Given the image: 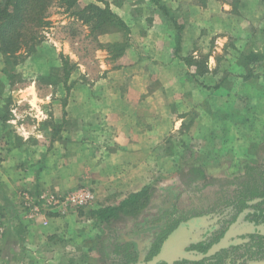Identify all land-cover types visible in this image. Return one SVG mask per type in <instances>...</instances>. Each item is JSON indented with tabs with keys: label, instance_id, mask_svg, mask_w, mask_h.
Listing matches in <instances>:
<instances>
[{
	"label": "crops",
	"instance_id": "0c3cea01",
	"mask_svg": "<svg viewBox=\"0 0 264 264\" xmlns=\"http://www.w3.org/2000/svg\"><path fill=\"white\" fill-rule=\"evenodd\" d=\"M105 1L133 32L125 53L116 57L120 67L112 69L104 62L93 78L78 63L91 83L72 89L67 104L43 108L45 116L33 125H16L15 118L2 116L0 105V210L9 222L0 264L106 262L87 242L89 231L81 228V217L56 212L38 220L19 217L22 189L69 192L87 185L99 206L117 205L163 170L161 154H193L187 148L195 142L203 143L201 154H215L210 151L215 143L218 153L236 154L237 159L244 154L250 137L244 143L247 127L237 115L241 84L249 85L250 111H260L257 121L264 117L258 65L250 67L252 75L241 65L245 54L263 53L264 38L260 42L258 36L264 32V0H160V5L154 0ZM179 30L180 50L175 51ZM230 38L237 54L223 59L229 61L227 72L214 70L219 61L210 50L213 46L229 52ZM246 45L251 51L243 53ZM205 49L211 72L203 75L184 58L198 59ZM11 123L22 126L19 135L25 146L15 144ZM263 133H254L256 153L264 151ZM33 140L41 154H31Z\"/></svg>",
	"mask_w": 264,
	"mask_h": 264
},
{
	"label": "rangeland",
	"instance_id": "374dc122",
	"mask_svg": "<svg viewBox=\"0 0 264 264\" xmlns=\"http://www.w3.org/2000/svg\"><path fill=\"white\" fill-rule=\"evenodd\" d=\"M63 3L64 2L60 0L52 1L48 10L50 14L48 19L51 20V23L42 29L41 41L36 43L30 52L15 56H7L0 53L1 114L8 119L15 118L16 125L19 124L20 121L33 125L35 123L34 120L40 121L41 118L43 119V116H45V113L43 115V111H45L44 109L46 106L67 104L72 89L83 84L86 85L91 83L86 73L81 72L78 63L83 64L86 67V72L91 73L93 78H96L97 72L104 62H108V66L112 69L120 67V63H117L118 60L116 57L125 53L127 44L132 39L130 34H133V32L114 23H107L98 28H95V21L89 24L83 23L78 16L73 14V11L80 10L86 5L83 6L81 5L82 3L78 2L75 8L67 10ZM100 6L104 8L106 5L104 2H101ZM120 38H123V41H116V39ZM261 38H264V32H261L258 36L260 42L263 41ZM110 39H113V41H109ZM149 42H151V40ZM233 43L231 38L228 39L227 45L229 47V52L224 49V51L222 50L219 52L216 47L212 46L210 50L211 54L219 61H217L218 65L214 70L219 69V71L223 72L227 70L229 61L223 59L226 55L229 56V54L234 56L237 54L236 51L238 50ZM151 45L154 46V43H151ZM221 46L222 45H220V47ZM244 47L243 53L251 51V46L250 48H248L247 45ZM262 49L263 57H260L255 63L254 61L249 62V68L253 67V65L255 68L258 65V67H256V72L263 77L262 87L264 88V45ZM207 50L205 49V52L200 50L198 59H195L193 55L188 56V58L193 61V65L198 68L199 73L203 75L206 72H211L209 65L210 61H208L210 53H206ZM214 50L216 51L215 54L213 53ZM139 52H146V50L141 49ZM220 57L223 58L218 59ZM157 68L158 67L153 70L155 71ZM215 81H217V79H215ZM241 87L242 98L239 100L241 103V111L237 113V115L241 117L243 125L247 127V132L243 130V138H246L244 143L248 140V137H250L249 142L243 147L242 153L244 154H237V159L235 158L236 154H229L228 152L218 153L217 143L213 145L210 144V151L215 152V154H201L200 151L203 149V143L195 142L187 148L190 153L193 154H161V158H163V170L159 173L157 172L152 182L161 178H167L169 175L179 171V165H181L179 158L181 156H186L188 158L185 161L188 160L192 163L199 164L205 171L207 177L206 181L213 178L227 181L243 174L245 165L247 164L264 165L263 149L260 148L258 153L252 151L256 144L253 141L255 140L254 133L264 132V126L259 123L260 121L264 125V117L257 121V116L260 111H250V108L247 106L249 103V96L247 93L249 85L241 84ZM27 89H31V91ZM48 98L50 101L44 103ZM243 104L244 107H242ZM66 114L68 113L66 112ZM196 116L197 115H195V117ZM228 119L229 118H226V120ZM15 123H11L8 126L9 133H11L10 135L12 138H16L15 144L21 145L23 141L20 140L21 135L19 134L20 132L24 133V130H22V126H20L21 129L17 128V126L14 125ZM255 128L256 131L254 130ZM239 129L241 130L242 128L239 127ZM218 132H220V129ZM263 134L260 138L264 140ZM33 137L34 139L36 138V136ZM29 139L31 138L29 137ZM35 140H33V144L28 141L27 146L30 148L31 144L34 146L30 149L31 154H41V146ZM53 143L54 142L50 145L51 148L55 146ZM22 145L25 146V142ZM164 146L166 147L167 145ZM249 152L254 154H249ZM52 154L58 153L53 152ZM203 182L202 180L200 184ZM78 186L77 188L88 187L95 194V191L90 186L81 184ZM200 189L184 193L175 210V215H173L172 219L169 218L167 220L169 221V226L166 228L172 226L173 228L175 226L179 228L182 223L194 218V214L205 216L204 220L198 222L195 227L191 226L187 231H183V234L181 233V236L187 239L186 244L179 250L182 254L165 264H264V250L260 251L262 252L260 255L253 256H251V250H249L251 249V241L256 236L254 235L256 233L255 230L259 227L257 223L259 217L250 216L251 212H255L256 209L253 207L248 209H246L247 207L234 208L233 205H230V202L226 200L231 197V190L233 187L224 190H220L216 186L214 189L213 186L206 188V190ZM23 191L29 192L38 200V207L41 211L39 215L32 218L28 217L30 208L24 205V199L22 197ZM69 192L52 191L46 188L37 192L27 188L22 189L19 194V201L20 210L23 213H19V217L22 216L23 219L27 218L28 220H38L46 217L49 213L55 214V212L56 214L79 216L81 217V228L85 231H89L87 233V242H89V245H95L101 255L104 243L99 240L98 236L102 234L103 231L101 229L97 230V228L94 227L91 211L104 206H99V203H97L98 201H96V194L91 204L82 207L68 206L65 209L48 207L46 202H42L39 197L43 193L65 195ZM156 203L157 204H155L152 209L155 212L162 202ZM251 203H253V201ZM171 212H173V208ZM0 222L3 227V232L0 235V247H2L5 245L3 239L6 230H8L9 222L1 210ZM91 227L96 230H93ZM261 229L264 231V226H262ZM155 230L158 231V229H153L144 233L146 237L141 240V259L135 264H148L149 261L162 252V246L160 247L158 244L153 246L156 237L153 236V238L150 239ZM175 230H173V232ZM227 234L228 237L224 239ZM167 237H169V235ZM212 248L214 252L210 253L205 258L199 257L201 253L209 251ZM112 255L114 256V254ZM172 255L173 251H171L166 258ZM260 256H263V258ZM104 263L110 264V258H107Z\"/></svg>",
	"mask_w": 264,
	"mask_h": 264
},
{
	"label": "trees",
	"instance_id": "16d2710c",
	"mask_svg": "<svg viewBox=\"0 0 264 264\" xmlns=\"http://www.w3.org/2000/svg\"><path fill=\"white\" fill-rule=\"evenodd\" d=\"M52 1L0 0V53L15 56L30 52L34 45L41 41L42 29L51 23V20L48 19L50 15L48 10ZM60 1L64 2L67 10L75 8L79 2V0ZM99 1L104 2L106 6L103 8L99 4L91 3L80 10L73 11V14L85 24L95 21V28L107 23H114L128 29L125 22L111 10L108 2ZM154 1L160 5V0ZM180 37L179 30L175 51L180 50ZM260 57H263V54L251 51L245 54L241 65L245 69L248 67V70L249 62L254 61L255 63ZM184 60L189 66L194 64L188 57H185ZM248 71V75H250L252 68ZM186 159H188L186 156L179 158L181 164L179 171L169 177L147 184L141 190L128 195L117 205H108L91 211L94 227L103 231L98 238L104 243L102 255L105 259L110 258V264L137 263L141 259V240L146 237L144 233L153 229H158L150 237V239L153 236L156 237L153 246L158 244L163 249L148 264H165L177 258L182 254L179 250L187 242L181 233L187 231L191 226L195 227L198 222L204 220L205 216L194 214V218L185 221L179 228L176 226L166 228L169 226L167 220L172 219L175 215V210L184 193L200 188V190H206L211 186L213 189L216 186L220 190L233 187L231 197L226 200L230 202V205H233L234 208L253 207L256 209L255 212H251L250 216L259 217L257 220L259 227L255 230L254 235L256 236L251 241L249 250H251V256L262 253L260 251L264 250V231L261 229L264 226V165L247 164L243 174L227 181L216 178L206 181L204 169L197 163L185 161ZM202 180L204 182L200 184ZM252 201L253 203H251ZM156 202L162 203L155 212L152 209L157 204ZM172 208L173 212H171ZM173 230L175 231L173 232ZM168 235L169 237H167ZM227 237L228 234L224 239ZM171 251H173V255L166 258ZM212 252H214L213 248L201 253L199 257L205 258ZM260 257L263 258V256Z\"/></svg>",
	"mask_w": 264,
	"mask_h": 264
},
{
	"label": "built area",
	"instance_id": "2783aa9c",
	"mask_svg": "<svg viewBox=\"0 0 264 264\" xmlns=\"http://www.w3.org/2000/svg\"><path fill=\"white\" fill-rule=\"evenodd\" d=\"M22 197L24 199V205L30 208L29 218L35 217L40 214L38 207V200L29 192L23 191ZM42 202H46L48 207L51 208H67L68 206L82 207L91 204L95 198L94 192L88 187H80L72 190L65 195H59L54 193H43L39 196ZM39 198V201H40ZM3 232V227L0 222V235Z\"/></svg>",
	"mask_w": 264,
	"mask_h": 264
}]
</instances>
